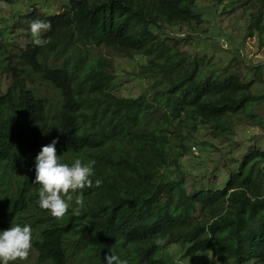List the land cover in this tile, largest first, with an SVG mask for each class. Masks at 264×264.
<instances>
[{
  "label": "trees",
  "instance_id": "obj_1",
  "mask_svg": "<svg viewBox=\"0 0 264 264\" xmlns=\"http://www.w3.org/2000/svg\"><path fill=\"white\" fill-rule=\"evenodd\" d=\"M223 2L201 12L196 0H66L57 14L0 11V75L10 77L0 96V170L11 159V142L29 160L18 197L0 206V231L28 208L41 209L34 160L42 146L57 140L63 163L97 162L80 215L34 233V264H65L73 232L95 264H106L111 253L128 264H170L162 254L170 244L184 249L182 259L214 251L220 264H264V150L233 157L224 188L187 185V167L201 169L202 178L219 173L191 154L196 146L215 147L199 135L204 128L224 143L241 124L264 129V90L254 91L264 84L263 64L247 70L245 59L231 58L220 67L209 55L211 44L222 50L220 39L231 47L236 37L216 19L239 4L247 20L238 27L261 38L264 0L227 1L218 11ZM35 19L52 25L44 47L33 43ZM15 30L30 40L18 43ZM104 50L136 61L125 75L144 80L146 91L115 95L117 74ZM43 84L54 96L39 91ZM164 237L167 243L156 246Z\"/></svg>",
  "mask_w": 264,
  "mask_h": 264
},
{
  "label": "rangeland",
  "instance_id": "obj_2",
  "mask_svg": "<svg viewBox=\"0 0 264 264\" xmlns=\"http://www.w3.org/2000/svg\"><path fill=\"white\" fill-rule=\"evenodd\" d=\"M43 1V0H42ZM216 0H196V4L199 7L198 10L205 11L206 9H211V6L215 4ZM227 1H236V0H225L223 4H218L219 6H214L218 11H222L223 5L227 3ZM253 1V0H252ZM66 0H44V2H40V0H2L0 3V11L4 12L5 16H9L11 10L13 11H23L26 13L32 9H37L40 12L45 14H57L61 12L63 9L62 5H65ZM251 6V5H250ZM242 5L239 4L235 6L233 13L227 14L229 11L227 8L223 15L215 14L217 17L216 22L222 23V28L231 32L234 38L231 41V47L225 49L222 45V41L224 39H218L222 45V50L217 46H211L214 48L212 52L209 53L213 58L214 64L217 66H225L231 58H236L238 60L246 61L245 66L247 70L252 67L251 65L263 64L264 66V33L261 38L254 36L253 38L246 37L245 32L243 31V26L238 27L239 25H243L247 20L246 16H243L241 8ZM231 10V9H230ZM232 11V10H231ZM202 14L206 15V12H202ZM247 15V14H246ZM214 17V18H215ZM213 18V19H214ZM212 19V20H213ZM209 21V19H207ZM4 23L0 22V31L4 29ZM10 26L6 31H10ZM177 35V34H176ZM14 39L19 43H26L30 40L29 37H25L24 33L19 30H15L13 32ZM244 37V38H243ZM244 39V40H243ZM190 41V40H188ZM217 41H214V43ZM221 50V51H220ZM244 53H243V51ZM227 51V52H222ZM102 54L106 57H110L113 59L114 63V71L117 74L116 84L118 83L117 90H114V94L123 98H133L141 95L146 91L147 83L132 74L125 75L126 72H131L137 68V62L131 61L130 59L123 57H116V55L107 50L102 51ZM123 58V59H122ZM130 62L131 65L128 63ZM246 69H243V72H246ZM249 75V74H248ZM10 83V77L8 75H0V96H2L6 89L8 88ZM39 91L46 96H54L48 85L43 84L38 87ZM264 90L263 85L255 86L254 91L261 92ZM259 115H264V109L258 110ZM200 136H205L203 139L210 141L215 145L212 149H203L199 150V147H194V150H191V154L194 157H202L201 161H204V165L207 170L212 171L215 169L219 173H216L217 179L211 178V174L208 177L198 176L201 174V169L197 171H190L187 167L189 180H187V185L190 186L191 183H196V187L199 188H210V189H221L224 188L227 184L228 178V170L232 165L233 157H244L243 155H247L252 149L257 148L258 150H264V129H259L257 127H247L245 124H241L235 128L232 140L224 143L220 139H212L208 136V131L204 128L200 134ZM202 137H198L197 141L200 142ZM13 143H10V146ZM16 146V145H15ZM202 149V148H201ZM75 158H69V160L74 161ZM208 159V160H207ZM197 161V160H195ZM67 164V163H66ZM70 163L69 165H71ZM3 165V164H2ZM0 166V169L2 167ZM25 161L19 151L18 148H13L12 150V160L8 166L1 172L0 170V206L2 209H7L11 206L13 200L17 197L19 192V187L21 185V181L24 177L25 170ZM190 171V172H189ZM198 177L197 179L194 177ZM193 179L195 180L193 182ZM72 211L69 209V212L66 214L65 218L58 220L51 216L50 212L45 209H40L37 211L35 208L30 207L26 212L23 213V218L14 222L13 226L19 224L21 226L25 224L31 225L34 233L36 234L39 230L48 224L56 223L57 221H66L69 216H71ZM184 250V249H183ZM183 250L177 244L167 245L164 251L162 250V254H164V258L168 260L170 264H178L179 261H187L188 258L182 259ZM84 255L87 256L86 250H84V243L76 237L75 232H73L69 239L66 241V261L65 264H95L99 259L90 262L87 260V257L84 258ZM215 258L214 261H209L210 257ZM36 252L32 249L30 250V255L28 260L25 262H10V264H34L35 263ZM222 257L221 253L208 251L205 253H200L190 258L189 264H220L218 259ZM224 264H230L226 262Z\"/></svg>",
  "mask_w": 264,
  "mask_h": 264
},
{
  "label": "clouds",
  "instance_id": "obj_3",
  "mask_svg": "<svg viewBox=\"0 0 264 264\" xmlns=\"http://www.w3.org/2000/svg\"><path fill=\"white\" fill-rule=\"evenodd\" d=\"M51 28L50 21L41 19L30 21L29 30L33 37L34 45L44 47L49 44L50 39H43L42 37L45 33L51 31ZM222 45L225 49L228 48L227 42L222 41ZM57 142L54 139L42 146L39 153L35 156L34 183L40 185L36 203L41 209L48 210L52 217L61 220L65 218L69 209L72 210V215H80L84 207V190L93 186L92 177L95 174L94 166L97 162L95 160L83 162L80 158H77L71 165L63 163L60 155L56 153ZM12 147L18 148L16 143H13ZM194 149L192 148V150ZM19 151L25 161L26 169L29 160L23 155L21 150ZM10 157V161L4 162L7 166L12 160V153ZM101 184L102 180H95L96 187H99ZM73 203L75 207H73ZM209 238H211V234H209ZM33 240V229L29 224L23 226L16 224L4 231H0V264L27 261L30 250L33 247ZM166 243V237L155 240V244L158 247H162ZM208 259L209 261H214L215 258L212 255ZM105 261L106 264H128L126 259H121L113 253L106 256ZM189 261L190 258L186 262L179 261L178 264H189ZM229 263L231 264V262Z\"/></svg>",
  "mask_w": 264,
  "mask_h": 264
}]
</instances>
